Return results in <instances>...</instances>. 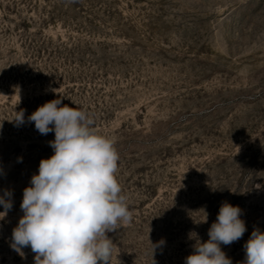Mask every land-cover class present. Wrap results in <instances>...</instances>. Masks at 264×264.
Masks as SVG:
<instances>
[{"label":"rangeland","instance_id":"1","mask_svg":"<svg viewBox=\"0 0 264 264\" xmlns=\"http://www.w3.org/2000/svg\"><path fill=\"white\" fill-rule=\"evenodd\" d=\"M53 89L115 141L133 218L108 234L111 264H184L189 232L206 242L225 201L247 230L221 248L245 259L264 232V0H0V194L13 193L0 264H34L10 243L23 190L53 155L54 132L27 122Z\"/></svg>","mask_w":264,"mask_h":264},{"label":"clouds","instance_id":"2","mask_svg":"<svg viewBox=\"0 0 264 264\" xmlns=\"http://www.w3.org/2000/svg\"><path fill=\"white\" fill-rule=\"evenodd\" d=\"M16 113L10 122L20 127L26 122L25 110ZM27 122L34 123L41 135L54 132V140L48 141L53 155L40 160L38 173L23 190V215L12 230L10 247L22 258H26L23 249L30 247L34 264H111L115 244L108 234L133 218L116 177L115 141L97 132L85 110L62 105V97L39 106ZM12 195L9 189L0 194L4 209L0 220L13 207ZM241 213L239 206L225 201L206 242L190 231L189 239L195 243L184 264H232L221 245L240 240L246 232ZM164 243L151 242L153 256ZM244 251L240 264H264V232L254 229Z\"/></svg>","mask_w":264,"mask_h":264}]
</instances>
